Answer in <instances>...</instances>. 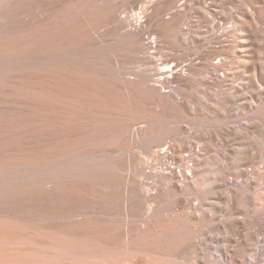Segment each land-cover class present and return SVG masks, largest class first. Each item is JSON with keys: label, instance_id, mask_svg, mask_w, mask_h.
Wrapping results in <instances>:
<instances>
[{"label": "bare ground", "instance_id": "6f19581e", "mask_svg": "<svg viewBox=\"0 0 264 264\" xmlns=\"http://www.w3.org/2000/svg\"><path fill=\"white\" fill-rule=\"evenodd\" d=\"M0 264H264V0H0Z\"/></svg>", "mask_w": 264, "mask_h": 264}]
</instances>
